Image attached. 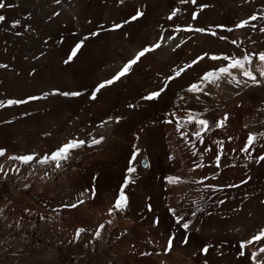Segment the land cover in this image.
Returning <instances> with one entry per match:
<instances>
[{
	"label": "bare ground",
	"instance_id": "obj_1",
	"mask_svg": "<svg viewBox=\"0 0 264 264\" xmlns=\"http://www.w3.org/2000/svg\"><path fill=\"white\" fill-rule=\"evenodd\" d=\"M204 261L264 264V0H0V264Z\"/></svg>",
	"mask_w": 264,
	"mask_h": 264
},
{
	"label": "water",
	"instance_id": "obj_2",
	"mask_svg": "<svg viewBox=\"0 0 264 264\" xmlns=\"http://www.w3.org/2000/svg\"><path fill=\"white\" fill-rule=\"evenodd\" d=\"M141 165L142 167H145L146 166V162L144 160L141 161Z\"/></svg>",
	"mask_w": 264,
	"mask_h": 264
},
{
	"label": "rangeland",
	"instance_id": "obj_3",
	"mask_svg": "<svg viewBox=\"0 0 264 264\" xmlns=\"http://www.w3.org/2000/svg\"><path fill=\"white\" fill-rule=\"evenodd\" d=\"M89 193H90V194H89ZM88 194L91 195V192L89 191ZM92 197H93V196H92Z\"/></svg>",
	"mask_w": 264,
	"mask_h": 264
}]
</instances>
